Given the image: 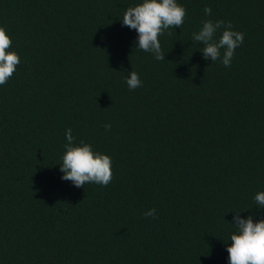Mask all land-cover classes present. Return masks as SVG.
Returning <instances> with one entry per match:
<instances>
[{
  "label": "trees",
  "instance_id": "obj_1",
  "mask_svg": "<svg viewBox=\"0 0 264 264\" xmlns=\"http://www.w3.org/2000/svg\"><path fill=\"white\" fill-rule=\"evenodd\" d=\"M140 3L0 0L20 58L0 85V264H228L233 216L264 219V0H177L164 61L122 26ZM207 19L244 33L230 67L192 39ZM67 129L111 158L106 187L61 179Z\"/></svg>",
  "mask_w": 264,
  "mask_h": 264
},
{
  "label": "clouds",
  "instance_id": "obj_2",
  "mask_svg": "<svg viewBox=\"0 0 264 264\" xmlns=\"http://www.w3.org/2000/svg\"><path fill=\"white\" fill-rule=\"evenodd\" d=\"M203 12L210 16L212 10L205 7ZM185 16L186 10L177 0H142V3L124 11L121 22L122 26L136 31V49L151 53L157 61H164L165 53L158 38L169 29L180 28ZM232 27L231 23L223 20L202 22L198 32L192 34V39L202 45L203 59L219 60L223 66H231L235 50L244 42V33L233 31ZM218 31L221 33L219 37ZM11 43L5 29L0 27V85L6 84L20 63L17 53L7 51ZM126 84L129 90H135L142 86V81L137 72L131 71L127 74ZM105 130L110 131L111 125L106 124ZM65 137L67 143L59 164L63 173L61 179L71 181L77 188H83L87 183L106 187L112 180L111 158L94 152L91 145L83 141L75 144L71 129L66 130ZM254 201L258 209L264 208V191L256 193ZM155 212V209H150L144 215L155 219ZM231 225L236 231L230 236L231 246L226 248L228 264H264V219L254 223L251 215L241 218L235 214Z\"/></svg>",
  "mask_w": 264,
  "mask_h": 264
}]
</instances>
